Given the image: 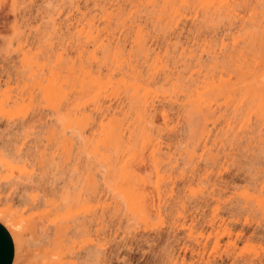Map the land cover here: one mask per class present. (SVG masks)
Masks as SVG:
<instances>
[{
  "label": "rangeland",
  "instance_id": "1",
  "mask_svg": "<svg viewBox=\"0 0 264 264\" xmlns=\"http://www.w3.org/2000/svg\"><path fill=\"white\" fill-rule=\"evenodd\" d=\"M263 68L264 0H0L17 263L264 264Z\"/></svg>",
  "mask_w": 264,
  "mask_h": 264
},
{
  "label": "crops",
  "instance_id": "2",
  "mask_svg": "<svg viewBox=\"0 0 264 264\" xmlns=\"http://www.w3.org/2000/svg\"><path fill=\"white\" fill-rule=\"evenodd\" d=\"M0 264H20L16 263L13 237L2 223H0Z\"/></svg>",
  "mask_w": 264,
  "mask_h": 264
},
{
  "label": "bare ground",
  "instance_id": "3",
  "mask_svg": "<svg viewBox=\"0 0 264 264\" xmlns=\"http://www.w3.org/2000/svg\"><path fill=\"white\" fill-rule=\"evenodd\" d=\"M187 1H190V0H187ZM197 1V0H196ZM184 4V3H183ZM186 13V12H185ZM178 19V18H177ZM253 58V57H252ZM264 69V68H263ZM131 74V73H130ZM258 81H259V79H257ZM116 133V132H115ZM9 218V217H8ZM4 220L5 222L4 223H6L9 227H10V229L11 230H15V229H17V227L18 226H16L15 227V223H11L8 219H7V216L5 215V214H3V213H0V220ZM0 221V223L1 222H3V221ZM19 224H21L22 225V221L21 222H19ZM4 225V224H3ZM9 227H7V228H9ZM21 228V227H20ZM20 228L18 227V229L20 230ZM17 231V230H16ZM15 232V231H14ZM13 232V233H14ZM11 233V235H12V232H10ZM17 233V232H16ZM18 262V259H16V263ZM44 264H46V263H44Z\"/></svg>",
  "mask_w": 264,
  "mask_h": 264
}]
</instances>
